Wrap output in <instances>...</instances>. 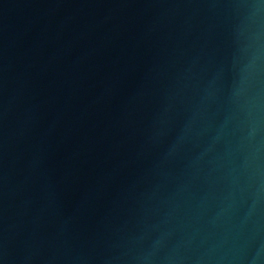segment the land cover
Instances as JSON below:
<instances>
[{"label": "water", "instance_id": "water-1", "mask_svg": "<svg viewBox=\"0 0 264 264\" xmlns=\"http://www.w3.org/2000/svg\"><path fill=\"white\" fill-rule=\"evenodd\" d=\"M0 264H264V0H0Z\"/></svg>", "mask_w": 264, "mask_h": 264}]
</instances>
